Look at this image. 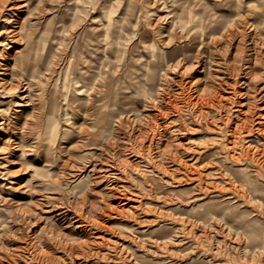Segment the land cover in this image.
Masks as SVG:
<instances>
[{
  "label": "rangeland",
  "instance_id": "1",
  "mask_svg": "<svg viewBox=\"0 0 264 264\" xmlns=\"http://www.w3.org/2000/svg\"><path fill=\"white\" fill-rule=\"evenodd\" d=\"M179 1L0 0V264H264V209L225 167L264 185V0Z\"/></svg>",
  "mask_w": 264,
  "mask_h": 264
},
{
  "label": "bare ground",
  "instance_id": "2",
  "mask_svg": "<svg viewBox=\"0 0 264 264\" xmlns=\"http://www.w3.org/2000/svg\"><path fill=\"white\" fill-rule=\"evenodd\" d=\"M129 1V0H128ZM162 1V0H161ZM174 2H180L179 0H173ZM183 1H186V0H183ZM207 1V0H206ZM235 1V0H234ZM137 2V1H136ZM171 2V1H170ZM156 3V2H155ZM155 3H153V4H155ZM172 3V2H171ZM181 3H183V2H181ZM204 3V2H203ZM208 3V2H207ZM206 3V4H207ZM232 3V2H231ZM169 4V3H168ZM180 4V3H179ZM229 4V3H228ZM131 5V4H130ZM181 5V4H180ZM209 5V4H208ZM73 6V5H72ZM135 6V5H134ZM139 6V5H138ZM151 6H152V3H151ZM202 6V5H201ZM70 7H71V5H70ZM147 7V6H146ZM154 7V6H153ZM179 7V6H178ZM204 7H206V6H204ZM232 7V6H231ZM235 7V6H234ZM211 8V7H210ZM76 9V8H75ZM139 9V8H138ZM169 9V8H168ZM194 9V8H193ZM202 10L204 9L203 7L201 8ZM206 9V8H205ZM70 10V9H69ZM181 10V9H180ZM200 10V9H199ZM198 10V11H199ZM202 10H201V14H199V16L197 17V23H196V25H195V27L196 28H198L199 30H197V33H198V36L201 34H203L204 32V36L205 35H207L210 39H212L213 37H214V35L217 33L218 34V32H220L221 30H223V29H225V27H226V23L224 24V23H215L213 20H211V19H209L207 16H204V15H202ZM139 11V10H138ZM138 11H136V12H138ZM182 11V10H181ZM196 11V10H195ZM67 12V11H66ZM146 12V11H145ZM179 12V11H178ZM133 13V12H132ZM195 13H197V12H195ZM211 12H209V14H210ZM137 14V13H136ZM162 14V13H161ZM183 14V13H182ZM185 14V13H184ZM138 15V14H137ZM170 15V14H169ZM194 15V14H193ZM234 15V14H233ZM232 15V16H233ZM162 16V15H161ZM179 17L181 16L180 14L178 15ZM196 16H197V14H196ZM213 16H215V15H213ZM231 16V17H232ZM98 17V16H97ZM167 17H169L168 15H167ZM167 17H166V20H167ZM178 17V18H179ZM74 18V17H73ZM125 19H126V17H125ZM128 19H129V17H128ZM162 19V18H161ZM181 19H184V18H182V16H181ZM186 19V18H185ZM65 20H66V18H65ZM70 20V19H69ZM68 20V21H69ZM75 20V19H74ZM165 20V21H166ZM170 20V19H169ZM193 21V20H192ZM192 21H191V23H192ZM234 21V20H233ZM132 22V21H131ZM143 22V21H142ZM230 22V21H229ZM69 23V22H68ZM186 23V22H185ZM232 23V22H231ZM81 24V23H80ZM99 24V23H98ZM106 24V23H105ZM133 24V23H132ZM229 26H230V24H229ZM76 27H77V25H76ZM75 27V28H76ZM98 27V26H97ZM185 28V27H184ZM231 28V27H230ZM227 29V28H226ZM177 30V29H176ZM202 30H204V31H202ZM91 31V30H90ZM225 32V31H224ZM228 33V32H227ZM178 35V34H177ZM200 35V36H201ZM223 35V34H222ZM227 35V34H226ZM207 36H206V38H207ZM79 37V36H78ZM218 37H220L221 38V36H218ZM95 37H92V38H88V39H86L85 41H83V39H82V41L80 42V47H79V54L81 55L82 53H83V47L86 45V47H88V49L90 50V52H92V53H94L95 52V49H97V47L94 45V43H93V39H94ZM217 38V37H216ZM80 39V38H79ZM163 41H164V39H162ZM209 40V39H208ZM215 40V39H214ZM213 40V41H214ZM79 41V40H78ZM169 41L171 42V40L169 39ZM222 41V40H221ZM169 42V43H170ZM215 42V41H214ZM213 42V43H214ZM218 42H220L219 41V39H218ZM77 43H79V42H77ZM103 43V42H102ZM165 43V42H164ZM163 43V44H164ZM181 43V42H180ZM179 43V44H180ZM212 43V42H211ZM217 43V42H216ZM166 44V43H165ZM76 46V45H75ZM168 46V45H167ZM85 48V47H84ZM108 48V47H107ZM149 48V47H148ZM168 48V47H167ZM132 49V48H131ZM151 49V48H150ZM134 50V49H133ZM136 50V49H135ZM139 50V49H138ZM140 51V50H139ZM150 51V50H149ZM148 51V52H149ZM104 53V52H103ZM85 54V53H84ZM107 54V53H106ZM150 54V53H149ZM141 55H143V53L141 54ZM110 56V55H109ZM131 56H132V54H131ZM134 56V55H133ZM199 56V55H198ZM87 57V56H86ZM85 57V58H86ZM97 57V56H96ZM101 57H102V55H101ZM101 57H99L100 59H101ZM138 57V56H137ZM88 58V57H87ZM87 58L85 59V60H83V61H85V62H87L88 60H87ZM90 58V57H89ZM106 58V57H105ZM134 58H135V56H134ZM103 59V58H102ZM126 59V58H125ZM128 59H129V57H128ZM140 59V58H139ZM150 59V58H149ZM134 60H136V59H134ZM197 60V59H196ZM93 61V60H92ZM133 61V60H132ZM131 61V62H132ZM140 61V60H139ZM147 61H148V59H147ZM147 61H145V62H147ZM179 61V60H178ZM181 61V60H180ZM85 62H84V64H85ZM137 62V61H136ZM143 62V61H142ZM171 62H172V57H167V58H165V60L162 58V56H161V54H160V56H159V61H156V63H158V66H164L165 64L169 67V65H171ZM82 63V62H81ZM97 63V62H96ZM24 64H26V63H24ZM23 64V65H24ZM103 64V63H102ZM131 64V63H130ZM132 64H133V62H132ZM142 64V63H141ZM140 64V65H141ZM146 64V63H145ZM178 64V63H177ZM83 65V64H82ZM126 65V64H125ZM180 65V64H179ZM28 66V65H27ZM86 66V65H85ZM90 66V65H89ZM95 66V65H94ZM106 66V65H105ZM132 66V65H131ZM166 66V67H167ZM137 67V66H136ZM140 67V66H139ZM138 67V68H139ZM145 67H147V65H145ZM165 67V68H166ZM185 67V66H184ZM107 68V67H106ZM134 68V67H133ZM165 68H163V71H162V73L161 74H164V71H165ZM172 68V67H171ZM170 68V69H171ZM175 68V67H174ZM186 68V67H185ZM95 69V68H94ZM124 69V68H123ZM131 69V68H130ZM137 69V68H136ZM136 69H134L135 71H136ZM140 69V68H139ZM139 69H137V70H139ZM148 69V68H147ZM150 69H151V67H150ZM169 69V68H168ZM178 69V68H177ZM100 70V69H99ZM98 70V71H99ZM113 70H114V68H113ZM144 70V69H143ZM142 70V71H143ZM149 71V70H148ZM169 71V70H168ZM172 71V70H171ZM174 71V70H173ZM249 71V70H248ZM248 71H247V73H248ZM24 72V71H23ZM95 72V71H94ZM94 72H91V73H94ZM140 72V71H139ZM149 72H152L153 73V75H152V80L153 79H155V74H156V70H154L153 69V71H149ZM185 72H186V70H185ZM143 73H147V72H144L143 71ZM143 73H142V75H143ZM119 74H121V73H119ZM125 74V73H124ZM97 75H98V72H97ZM107 75V74H106ZM142 75H140V76H142ZM149 75V74H148ZM165 76V75H164ZM23 77V76H22ZM30 78V77H29ZM28 78V79H29ZM80 78H82V79H85V80H87V79H93V75L92 74H90V71L88 70V68L87 67H84V68H82L81 69V73H80ZM101 78V77H100ZM145 78V77H144ZM160 78V77H159ZM158 78V79H159ZM164 78V77H163ZM166 78V77H165ZM24 79V78H23ZM133 79H136L135 77L133 78ZM139 79V78H138ZM137 79V80H138ZM149 79H151V78H149ZM88 80V81H89ZM94 80V79H93ZM123 80H124V78H123ZM136 80V81H137ZM144 80V79H143ZM165 80V79H164ZM163 80V81H164ZM99 81V80H98ZM120 81V80H119ZM181 81V80H180ZM81 82V81H80ZM122 82V81H121ZM120 82V83H121ZM125 82V81H124ZM148 82V81H147ZM237 82V81H236ZM19 83V82H18ZM21 83V82H20ZM19 83V84H20ZM139 83V82H138ZM164 83V82H163ZM189 83V82H188ZM30 84V83H29ZM95 84V83H94ZM124 84V83H123ZM130 84V83H129ZM167 84V83H166ZM181 84V83H180ZM18 85V84H17ZM85 84H83L82 86H84ZM87 85V84H86ZM90 85V84H89ZM116 85H117V83H116ZM121 85V84H120ZM177 85H178V82H177ZM182 85V84H181ZM180 85V86H181ZM23 86V85H22ZM81 86V85H80ZM94 86V85H93ZM129 86V85H128ZM185 86V85H184ZM130 87V86H129ZM142 87V85H140V88ZM158 87V86H157ZM166 87V86H165ZM179 87V86H178ZM191 87V86H190ZM161 88H162V86H161ZM168 88V87H167ZM102 89V88H101ZM105 89V88H104ZM114 89V88H113ZM123 89V88H122ZM128 89V88H127ZM131 89V88H130ZM135 89H136V87H135ZM135 89L133 90L134 92H135ZM137 89H139V88H137ZM142 89H143V87H142ZM162 89H164V88H162ZM188 89V88H187ZM118 90V89H117ZM127 91V90H126ZM129 91H132V90H129ZM159 91V90H158ZM235 91V90H234ZM140 92V91H139ZM156 92H157V90H156ZM166 92H169L168 91V89H167V91ZM214 92V91H213ZM217 92V91H216ZM215 92V93H216ZM101 93H103V92H101ZM137 93V92H136ZM199 93V92H198ZM105 94V93H104ZM135 94V93H134ZM134 94H132V97H133V95ZM139 94V93H138ZM141 94V93H140ZM167 94V93H166ZM211 94H212V92H211ZM211 94L209 93V95L211 96ZM214 94V93H213ZM200 95V94H199ZM198 95V96H199ZM142 96V95H141ZM162 96V95H161ZM121 98H123L122 96H120ZM127 97V96H126ZM126 97H125V99H126ZM134 97H135V95H134ZM150 97V96H149ZM214 97V96H213ZM217 97V96H216ZM104 98V97H103ZM164 98H167V97H164ZM143 100L145 99V98H142ZM204 99V98H203ZM202 99V100H203ZM124 100V99H123ZM142 100V101H143ZM152 100H153V98H152ZM157 100H159V98L157 99ZM161 100V99H160ZM167 100V99H166ZM192 100V99H191ZM197 100V99H196ZM196 100H195V102H196ZM205 100V99H204ZM206 100H207V98H206ZM211 100V99H210ZM213 100V99H212ZM104 101V100H103ZM126 101V100H125ZM140 101H141V99H140ZM150 101V100H149ZM155 101V100H154ZM162 101V100H161ZM160 101V102H161ZM209 100H207V102H208ZM214 101V100H213ZM105 102V101H104ZM139 102V101H138ZM145 102V101H144ZM157 102V101H156ZM170 102H171V100H170ZM174 102V101H173ZM188 102V101H187ZM205 102V101H204ZM133 103V102H132ZM166 103V102H165ZM175 103V102H174ZM173 103V104H174ZM209 103H210V101H209ZM213 103V102H212ZM211 103V104H212ZM131 104V103H130ZM134 104H136V103H134ZM134 104H132V105H134ZM155 104H157V103H155ZM154 104V105H155ZM159 104V103H158ZM172 104V105H173ZM176 104L177 105H179L177 102H176ZM190 104V103H189ZM196 104V103H195ZM194 104V105H195ZM200 104V103H199ZM216 104V103H215ZM143 105H144V103H143ZM147 105V104H146ZM167 105V104H166ZM197 105V104H196ZM214 105V104H213ZM128 106H129V104H128ZM137 106V105H136ZM148 106V105H147ZM153 106V105H152ZM175 106V105H174ZM132 108H134L133 106H131ZM156 107V106H155ZM165 107V106H164ZM164 107H161V108H163L164 109ZM131 108V109H132ZM166 108V107H165ZM172 108H173V106H172ZM176 108V107H175ZM105 109V108H104ZM138 109H139V107H138ZM158 109H159V107H158ZM157 109V110H158ZM162 109V110H163ZM167 109V108H166ZM100 110V109H99ZM145 110V109H144ZM149 109H147V111H148ZM151 110V109H150ZM155 110H156V108H155ZM160 110V109H159ZM172 110V109H171ZM175 110V109H174ZM173 110V111H174ZM111 111V110H110ZM132 111V110H131ZM177 111H178V107H177ZM96 112V111H95ZM102 112V111H101ZM118 112V111H117ZM134 113H135V111H133ZM140 111H138V113H139ZM161 112V111H160ZM169 112V111H168ZM168 112H166L165 114H167ZM172 111H170L169 113H171ZM97 113V112H96ZM95 113V114H96ZM137 113V112H136ZM148 113V112H147ZM104 114V113H103ZM127 114V113H126ZM132 114V113H131ZM143 114H145V113H143ZM154 114V113H153ZM153 114H151V115H153ZM164 114V113H163ZM162 113H161V115H163ZM164 114V115H165ZM199 113H197V115H198ZM101 115V114H100ZM120 115V114H119ZM149 115V114H148ZM160 115V116H161ZM97 116V115H96ZM117 116V115H116ZM123 116V115H122ZM146 116V115H145ZM154 116V115H153ZM160 116H159V118H160ZM205 116V115H204ZM203 116V117H204ZM107 117V116H106ZM119 117V116H118ZM128 117H129V115H128ZM137 117H139V115L137 116ZM137 117H135V118H137ZM150 117H152V116H150ZM162 117V116H161ZM92 118V117H91ZM96 118V117H95ZM122 118H124V116L122 117ZM130 118V117H129ZM147 118H149V117H147ZM157 118H158V115H155L154 116V120H152L153 121V134L155 135L156 133H158L159 134V132L157 131V128L160 126L159 125V123L160 122H158L157 121ZM97 119V118H96ZM105 119V118H104ZM112 119V118H111ZM144 119L145 120H147L145 117H144ZM125 120V119H124ZM129 120V119H128ZM127 120V121H128ZM139 120V119H138ZM137 120V121H138ZM150 120V122H152ZM117 121H119V120H117ZM144 121V120H143ZM126 122V121H125ZM130 122H132V121H130ZM129 122V123H130ZM136 122V121H135ZM146 122V121H145ZM144 122V123H145ZM149 122V123H150ZM245 122V121H244ZM104 123V122H103ZM106 123V122H105ZM121 123V122H120ZM147 123V122H146ZM152 124V123H151ZM101 125V124H100ZM103 125V124H102ZM127 125V124H126ZM125 125V126H126ZM133 125H134V123H133ZM142 125H143V123H142ZM161 125H162V123H161ZM166 125V124H165ZM246 125V124H245ZM113 126V125H112ZM128 126V125H127ZM151 126V127H152ZM244 126V125H243ZM101 127V126H100ZM105 127V126H104ZM110 127V126H109ZM108 127V128H109ZM135 127V126H134ZM137 127V126H136ZM150 126H149V128H151ZM165 127V126H164ZM238 127H241L242 128V124H241V126H238ZM112 127H110V129H111ZM126 128V127H125ZM130 128V127H129ZM140 128V127H139ZM141 128H143V126L141 127ZM160 128V127H159ZM159 128H158V130H159ZM163 128V127H162ZM161 128V129H162ZM90 129V128H89ZM103 129H105V128H103ZM152 129V128H151ZM180 129V128H179ZM236 129H237V126H236ZM132 130H133V128H132ZM138 130V129H137ZM146 130V129H145ZM144 130V131H145ZM238 130V129H237ZM97 131H99L98 129H97ZM101 131V130H100ZM126 132H127V129L125 130ZM143 131V130H142ZM143 131V132H144ZM164 132V131H163ZM98 132H95V134L94 133H92V134H94V137L96 136V134H97ZM100 133V132H99ZM130 133V132H129ZM136 133V132H135ZM140 133V132H139ZM166 133H167V131H166ZM126 134H128V133H126ZM132 134V133H131ZM134 134V133H133ZM143 134V133H142ZM147 134H148V131H147ZM146 134V135H147ZM107 135H108V132H107ZM113 135V134H112ZM111 135V136H112ZM137 135V134H136ZM135 135V136H136ZM144 135H145V133H144ZM145 135V137H147ZM160 135H163V133H161L160 132ZM114 136H117V134L116 135H114ZM114 136H112L113 138H114ZM168 136V135H167ZM93 137V135L91 136V138ZM105 137V136H104ZM129 137V136H128ZM127 137V138H128ZM143 137V136H142ZM164 137V136H163ZM84 138H86V137H84ZM90 138V139H91ZM98 138V137H97ZM109 138V137H108ZM111 138V137H110ZM125 138V137H124ZM136 138V137H135ZM137 138H139V137H137ZM136 138V139H137ZM160 138V137H159ZM83 139V138H82ZM105 139V138H104ZM140 139H141V136H140ZM152 139V138H151ZM150 139V140H151ZM161 139V138H160ZM110 140V139H109ZM116 140V139H115ZM145 140V139H144ZM238 140V139H237ZM94 140H92V142H93ZM96 141V140H95ZM102 141H107V140H102ZM143 140H141V142H142ZM162 141V140H161ZM109 142H111V140L109 141ZM113 143H114V140L112 141ZM116 142V141H115ZM125 142V141H124ZM104 143V142H103ZM106 143V142H105ZM108 143V142H107ZM112 144V143H111ZM235 144V143H234ZM150 145V144H149ZM148 145V146H149ZM158 145V144H157ZM93 146V145H92ZM100 146V145H99ZM108 146V145H107ZM128 146V145H127ZM152 146V145H151ZM94 147V146H93ZM103 148H104V146H102ZM114 147V146H113ZM113 147H112V149H113ZM150 147V146H149ZM107 148V147H106ZM127 148V147H126ZM131 148V147H130ZM111 149V148H110ZM129 149V148H128ZM107 150V149H106ZM109 150V149H108ZM108 150H107V152H108ZM116 150V149H115ZM114 150V151H115ZM106 152V153H107ZM111 152V151H110ZM140 152V151H139ZM112 153V152H111ZM120 153V152H119ZM107 154H109V153H107ZM230 154V153H229ZM263 156V155H262ZM234 157H235V155H234ZM221 158V157H220ZM246 158H247V156H246ZM236 159V158H235ZM235 161H237V160H235ZM259 161V160H258ZM225 162V161H224ZM223 162V163H224ZM255 162V161H254ZM259 164V163H258ZM223 165H226V164H223ZM243 165V164H242ZM226 167V169L227 170H229L230 172H231V174L232 175H234V178L236 179V180H238V181H240L241 183H242V185L243 186H245L248 190H250L251 191V193H252V195H253V198L252 199H255L256 201H258L259 202V205L260 206H262L263 207V209H264V185H262V184H260L259 182H258V177H257V175H255V173L249 168V165L248 164H245V165H243V166H239V167H229V166H225ZM255 169V168H254ZM152 170V169H151ZM263 170V169H262ZM220 171V170H219ZM264 171V170H263ZM216 173V172H215ZM222 174H224V172H222ZM219 175V174H218ZM201 176V175H200ZM226 176H228V175H226ZM218 180V179H217ZM233 180V179H232ZM231 180V181H232ZM210 181V180H209ZM199 182V181H198ZM205 182V181H204ZM211 182V181H210ZM209 182V183H210ZM217 182V181H216ZM215 182V183H216ZM202 183V182H201ZM201 183H198V185H200ZM220 183V182H219ZM234 183V182H233ZM239 183V182H238ZM195 184H197V183H195ZM204 185H206V182H205V184ZM204 185H203V187H204ZM216 186V185H215ZM240 186V185H239ZM198 187V186H197ZM196 187V188H197ZM200 187H201V185H200ZM208 187V186H207ZM238 187V186H237ZM195 188V187H194ZM205 188H206V186H205ZM209 188V187H208ZM214 188H216V187H214ZM213 188V189H214ZM220 188H221V186H220ZM225 188V187H224ZM235 188V187H234ZM199 189V188H198ZM202 189V188H201ZM200 189V190H201ZM210 189V188H209ZM217 189V188H216ZM219 189V188H218ZM229 189V188H228ZM232 189V188H231ZM230 189V190H231ZM211 190V189H210ZM209 190V191H210ZM215 190V189H214ZM221 190V189H220ZM237 190H240L239 189V187H238V189ZM207 191V190H206ZM234 191V190H233ZM202 192V191H201ZM235 192V191H234ZM204 194V193H203ZM208 194V193H207ZM236 194H238V193H236ZM239 194H240V192H239ZM248 195H249V193H247ZM242 195V194H241ZM204 196V195H203ZM202 196V197H203ZM245 197V196H244ZM243 198V197H242ZM248 198V197H247ZM218 199V198H217ZM222 199V198H221ZM221 199H220V201H221ZM233 197L232 196H230V197H228L227 199H225V200H227L228 202H226V203H229V204H227V205H225V209H228V210H232V211H234V212H236V215L234 214V215H232V216H239V215H244V214H249V213H252L253 211L252 210H247V212H245V211H241V209H239V207H240V205H241V202H239V201H235L234 200V202H231V201H233ZM249 199V198H248ZM252 199H250V200H252ZM195 200V199H194ZM197 200V199H196ZM213 200V199H212ZM247 200V199H246ZM202 201H204V200H202ZM224 201V200H223ZM243 201V200H242ZM256 201H255V203H254V205L256 204ZM248 202H249V200H248ZM211 203V202H210ZM222 203V202H221ZM244 203V202H243ZM252 203H253V201H252ZM225 204V203H224ZM217 205H220V202H212L211 203V206L212 207H214V206H217ZM248 205V204H247ZM259 206V207H260ZM218 207V206H217ZM253 207V206H252ZM255 207H257V206H255ZM261 208V207H260ZM254 209V208H253ZM258 209V208H257ZM238 210H240L241 211V213L240 212H238ZM211 214H214V212H210ZM225 213V212H224ZM240 213V214H239ZM261 213V212H260ZM209 214V213H208ZM258 214V213H257ZM260 215V214H259ZM247 216V215H246ZM263 216V215H262ZM211 217H212V215H211ZM214 217V216H213ZM254 217V216H253ZM216 218V217H215ZM187 219V218H186ZM198 219V218H197ZM181 220V219H180ZM199 220V219H198ZM211 220V219H210ZM251 220V219H250ZM250 220H246V221H244V224H241V225H237L236 226V224H233V223H229V222H227L226 221V224L230 227L229 229L231 230V229H235V230H238V231H240V232H242V233H244V234H246V233H248V234H250V236L252 237H255L256 235H257V232H258V229H257V227L256 226H258L257 224H259L256 220H254V222L253 221H250ZM191 221V220H190ZM192 221H193V219H192ZM196 221V220H195ZM209 222V221H208ZM200 223H201V221H200ZM214 223V222H213ZM262 223H263V221H262ZM198 224V223H197ZM208 224V223H207ZM225 224V225H226ZM82 225V224H81ZM81 225H79L78 224V226H81ZM223 225H224V223H223ZM183 227V226H182ZM224 227V226H223ZM227 228V227H226ZM239 228V229H238ZM248 228V229H247ZM229 230V231H230ZM228 234V233H227ZM231 234V233H230ZM264 234V233H263ZM157 238V237H156ZM236 238V237H235ZM160 239V238H159ZM159 239H157V240H159ZM239 240H241V239H239ZM183 242V241H182ZM186 242V241H185ZM240 242V241H239ZM188 243V242H187ZM184 245H186V244H184ZM188 246V245H187ZM197 246V245H196ZM189 247V246H188ZM249 248V247H248ZM192 249V248H191ZM195 249V248H194ZM242 249V248H241ZM244 250V249H243ZM218 251V250H217ZM253 251V250H252ZM216 252V251H215ZM249 252H250V250H249ZM217 253V252H216ZM214 254V253H213ZM242 254H243V252H242ZM262 254V253H261ZM215 255V254H214ZM222 255V254H221ZM213 257V256H212ZM229 258V257H228ZM251 258V257H250ZM204 259H206V258H204ZM230 259V258H229ZM247 260V259H246ZM248 260H252V259H249L248 258ZM228 261V260H227ZM224 262H226V260L224 261ZM218 263H221V262H218ZM223 264V263H222Z\"/></svg>",
  "mask_w": 264,
  "mask_h": 264
}]
</instances>
